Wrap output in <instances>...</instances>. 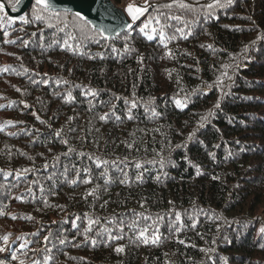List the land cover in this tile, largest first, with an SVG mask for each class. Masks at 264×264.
I'll return each mask as SVG.
<instances>
[{
	"label": "trees",
	"instance_id": "16d2710c",
	"mask_svg": "<svg viewBox=\"0 0 264 264\" xmlns=\"http://www.w3.org/2000/svg\"><path fill=\"white\" fill-rule=\"evenodd\" d=\"M22 3L0 0V264H264V0H145L106 31Z\"/></svg>",
	"mask_w": 264,
	"mask_h": 264
},
{
	"label": "water",
	"instance_id": "95a60500",
	"mask_svg": "<svg viewBox=\"0 0 264 264\" xmlns=\"http://www.w3.org/2000/svg\"><path fill=\"white\" fill-rule=\"evenodd\" d=\"M31 1L23 0L19 11H24ZM43 3H47L49 7L56 6L57 3L61 4L60 7L75 9L103 31L121 29L131 24L126 13L111 0H56Z\"/></svg>",
	"mask_w": 264,
	"mask_h": 264
},
{
	"label": "rangeland",
	"instance_id": "374dc122",
	"mask_svg": "<svg viewBox=\"0 0 264 264\" xmlns=\"http://www.w3.org/2000/svg\"><path fill=\"white\" fill-rule=\"evenodd\" d=\"M39 1L40 2H54L56 0H39ZM55 4H56V6L61 5V4H57V3H55ZM46 5H47V3H46ZM123 6L127 9V13H126L127 16H129L130 19H133V17H134V19L131 21L132 22L130 24V26H131L134 23V21L141 15V12L143 11L142 7L145 6V0H138V1H136V0H125V2L123 3ZM10 13L14 14V11L12 10Z\"/></svg>",
	"mask_w": 264,
	"mask_h": 264
},
{
	"label": "crops",
	"instance_id": "0c3cea01",
	"mask_svg": "<svg viewBox=\"0 0 264 264\" xmlns=\"http://www.w3.org/2000/svg\"><path fill=\"white\" fill-rule=\"evenodd\" d=\"M125 13H127V9L124 7V6H121L120 7ZM127 15V14H126ZM128 18H129V16H127ZM129 20H131L130 18H129Z\"/></svg>",
	"mask_w": 264,
	"mask_h": 264
}]
</instances>
